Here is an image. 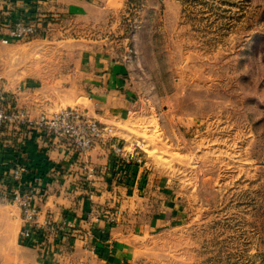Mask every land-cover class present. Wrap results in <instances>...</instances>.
Instances as JSON below:
<instances>
[{
	"label": "rangeland",
	"instance_id": "obj_1",
	"mask_svg": "<svg viewBox=\"0 0 264 264\" xmlns=\"http://www.w3.org/2000/svg\"><path fill=\"white\" fill-rule=\"evenodd\" d=\"M90 2L61 29L57 16L55 26L31 16L37 33L0 47L2 80L17 85L1 92L29 115L44 95L40 115L94 117L77 100L93 80L74 71L85 52L105 51L125 88L98 93L99 104L118 109L111 121L126 133L95 118L103 141L134 156L117 158L118 184L144 192L92 209L104 236L131 221L130 264H264V0Z\"/></svg>",
	"mask_w": 264,
	"mask_h": 264
},
{
	"label": "crops",
	"instance_id": "obj_2",
	"mask_svg": "<svg viewBox=\"0 0 264 264\" xmlns=\"http://www.w3.org/2000/svg\"><path fill=\"white\" fill-rule=\"evenodd\" d=\"M90 1L0 0V38L8 34L15 20L31 16H39L43 22L45 19L48 26L57 25L48 19L57 16V20L61 19L58 24L61 29L69 12H73L70 16L83 13V6L94 5ZM11 43L0 42V47ZM85 53L74 76L80 72L86 81L91 78V86L95 88L88 92L81 90L77 100L85 102L92 116L102 122L115 123L119 132L126 133L123 129L126 122L111 121L118 109L99 104L101 95H97L115 94L125 88L122 63L101 49ZM2 78L0 74V87L5 84L7 89L17 91V85L11 82L14 79L8 77L6 83ZM27 103L34 119L46 107L44 95L36 100L29 99ZM122 114L124 118L125 113ZM128 140H123L127 148L131 147ZM16 165L28 168L25 180L41 192L39 220L63 227L58 234L49 237L46 248L25 245L20 240L25 225L21 207L15 202H0V264H130L127 243L133 236L128 231L131 221L125 220L122 225L113 227L106 237L107 232L103 234L100 229L105 223H95L90 217L95 207L113 206L120 201L118 192L134 191L139 195L144 192V187L138 183L133 186L118 184L117 156L108 142L100 141L80 156L71 142L52 137L47 131L0 129V188L1 175ZM131 209L135 208L130 206ZM126 212L131 215L128 210L124 215Z\"/></svg>",
	"mask_w": 264,
	"mask_h": 264
},
{
	"label": "built area",
	"instance_id": "obj_3",
	"mask_svg": "<svg viewBox=\"0 0 264 264\" xmlns=\"http://www.w3.org/2000/svg\"><path fill=\"white\" fill-rule=\"evenodd\" d=\"M38 28V22L31 17L19 18L10 26L8 34L0 38V42L29 39L37 33ZM0 100V129L13 131L26 128L28 132L34 129L47 131L52 137L71 142L80 156L103 141L107 132V128L98 119L77 107H66L34 119L1 90ZM108 142L117 158L127 161L134 158L126 152L121 140L110 137ZM136 160L141 161L142 158L136 157ZM27 173V167L16 165L1 175L0 202H15L21 207L25 225L20 240L25 245L42 249L46 248L49 237L58 234L63 226L52 222L42 223L39 220L41 192L25 180ZM90 217L98 220L94 213H91Z\"/></svg>",
	"mask_w": 264,
	"mask_h": 264
}]
</instances>
